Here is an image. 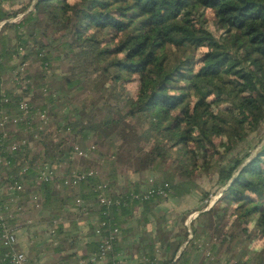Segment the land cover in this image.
<instances>
[{
	"label": "trees",
	"instance_id": "1",
	"mask_svg": "<svg viewBox=\"0 0 264 264\" xmlns=\"http://www.w3.org/2000/svg\"><path fill=\"white\" fill-rule=\"evenodd\" d=\"M15 15L0 0V112L19 116V100L25 98L31 131L25 133L27 143L15 150L8 144L20 137L23 120L16 122V133L13 129L5 135L0 131V153L9 160L1 166L4 175L0 181H24L22 193L30 187L29 192L37 194L36 222L48 234L51 249L71 258L69 264H78L79 257L92 262L90 257L97 255L101 243L92 222L91 241L85 243L81 255L76 254L80 233L76 228L66 229V224L87 219L100 182L106 183L108 195H121L139 186L121 187L116 182L128 179L129 172L141 171L147 174L144 187L166 181L167 195L180 196L190 191L194 176L214 173L221 194L199 212L197 217L204 216V221L198 222L221 229L218 244L247 242L253 255L234 264H264V142L254 151L247 147L248 135L264 122V0H33L23 19L9 21ZM31 20L44 22L60 35H51L48 42L39 39L36 28L32 37L24 35L23 25ZM5 28H12L13 35L4 34ZM32 57L45 76L54 61L63 60L67 67L63 77L69 88L91 82L100 90L101 116H83L77 107L75 118L67 114L61 123H55L86 155L76 154L73 144L55 143L48 136L55 114L54 92L48 80L41 81L45 82L42 88L34 82L28 67ZM4 71L10 73L12 89L2 88ZM129 82L135 83V91L126 88ZM38 87L41 97L35 104ZM37 109L48 115L42 128L38 127ZM115 134L119 140L114 145L108 138ZM105 138L109 154L96 147ZM38 143L43 144L41 155L34 154ZM239 143L244 145L238 147ZM31 153L34 156L29 157ZM73 154L84 161L101 160V169L71 163ZM166 157H171L169 167L179 166V173L187 178L184 182H174L173 174L165 173ZM117 163L131 169L121 175ZM44 164L52 176L35 184L37 167ZM103 165L108 166L107 173H103ZM59 166H63L60 174L56 172ZM89 169L93 172L76 183L65 182L74 171ZM156 171L159 176H154ZM210 193L201 191L203 207ZM152 199L135 203L146 207ZM128 207L111 208L117 224V215ZM193 210L197 208L176 214L178 224H184ZM95 211L96 216L104 217L101 209ZM63 212L74 217L62 219ZM191 230L193 235L187 241L191 248L186 249V243L176 258L178 264L187 263L191 252L194 256L198 251L194 241L199 234L194 233L195 228ZM166 236L161 233L160 239L149 241L144 260L136 264H154L149 260L157 250L167 255V261L172 260L181 241L172 243V237ZM117 245L116 240L103 264H121L116 262Z\"/></svg>",
	"mask_w": 264,
	"mask_h": 264
},
{
	"label": "rangeland",
	"instance_id": "2",
	"mask_svg": "<svg viewBox=\"0 0 264 264\" xmlns=\"http://www.w3.org/2000/svg\"><path fill=\"white\" fill-rule=\"evenodd\" d=\"M4 1V6L17 13V15H15L14 17H11L9 19V21L14 22V21H20L22 17H24V15L26 14V12L32 7V3L33 0L30 2V0H3ZM23 19V18H22ZM36 28L38 31V34L40 35L39 39L42 40L43 42H48L51 39V35H60V32H56L53 28L50 27H45L44 22L40 23V22H32L29 21L27 23H25L23 25V31H24V35H28L31 36L33 35V29ZM13 29L12 28H5L4 29V34L6 35H13L12 34ZM49 35V36H48ZM32 37V36H31ZM40 64L38 63L37 60L33 59V57L29 60V72L31 74V77L34 79V82H39L41 83V81H45L48 80V85L52 88V91L54 92V101H53V105H54V110H55V114L53 120L50 121V128L48 129L49 132V137L53 140V142L57 143L58 141L63 140L64 144H73L76 140L71 136L68 135L65 131H63L62 129L58 128L56 126L55 123H57L58 121L61 123V120L64 119L63 117L66 116L67 114L69 115V118H75L73 116V113L75 112V109L78 107V111L79 113L81 112L83 116L86 117H92L93 115H95L96 117L101 116L102 114L99 113L100 111V107H103L102 101L99 99L98 101V96H99V91L100 90H95L96 86H92V83H83V84H76L72 87H68L66 82H65V78L63 77V73L65 70H67L66 64L64 63V61H54L52 66L50 67V72L49 74H43L41 67L39 66ZM54 71V72H53ZM51 73H53L52 75H50ZM10 73L8 71H4L3 75V82H2V88L4 89H12L14 87V83L12 82V80L9 77ZM42 85V86H41ZM45 86V82L41 83L39 87H44ZM37 88L36 89V93L35 96L33 98V101L35 102V104H39V100L41 97V88ZM95 88V89H94ZM120 89H122V87H119ZM126 88L129 90H133L135 91L136 89V85L133 82H129L126 85ZM57 90V91H56ZM122 102L120 103V105H125L126 101H125V95H122ZM93 106H96L95 108H93ZM93 108V109H91ZM103 113V112H102ZM113 115H117L116 113H114ZM12 129V125H8L7 129ZM10 129V130H11ZM14 133H16L15 131H13ZM21 135H23V133L21 131H18ZM80 140V139H79ZM108 140L110 142H112L114 145L117 144L116 142H118L119 138L118 136L115 134L113 137H109ZM108 140L105 139H101L100 143H96L97 144V149L99 148L101 150V153L103 154H109V148H108ZM81 141V140H80ZM248 143L250 145H248L247 147L251 146L252 147V151H254L256 149V147L258 145H260L262 142H264V122L261 124V126L257 129L252 131L249 135H248V139H247ZM73 142V143H72ZM90 142V141H87ZM86 143V142H85ZM40 145H43L42 143H38L36 145V147L34 148V154H39L41 155V150L40 149ZM75 145V144H73ZM77 145V144H76ZM244 144L239 143L238 147L243 146ZM30 156H34L33 153L29 154ZM41 156H40V160H41ZM171 157H166L164 159V168L168 169L167 171H165V173H172L173 177H174V182H184L187 178L184 177L182 174L179 173V166L176 165L174 167H169L168 163L170 162ZM86 161V162H85ZM79 158L78 156H76L75 154H73V159L72 162L75 165H80V167H85V166H90V165H94L96 166L97 169H101L102 163L101 160H99L97 163V158H95V161H93L92 159L89 160H85ZM101 163V164H100ZM118 172L119 174L122 175V173L124 174V172L127 169H131L128 168L127 165L124 164H118ZM103 165L102 168L103 169V173H107V167ZM150 174V173H149ZM160 172L156 171L154 173V176H159ZM4 174L1 175V178ZM130 175V172L128 174V176ZM138 175V183L139 185H142L144 187V185L146 184V180H147V174L145 175V173H142L141 171L137 172ZM153 175V174H152ZM121 177V176H120ZM120 181H124L125 183L127 182V179H120ZM3 184V183H2ZM189 186L191 187L190 191H188L187 193H190L189 196L191 197V193L193 195L199 194L201 195V191L203 190H210L211 193L208 197V203L206 205V208H208L209 206H211L214 201L216 200V198L221 194V187L218 188V185L216 183V175L214 173L212 174H203V175H197L193 177V180L189 183ZM117 188H121L118 187ZM29 191H30V187H28ZM25 192L24 196L22 198V201L20 202V204H22L23 206V213L26 216H34V214H36L37 211V207H34L31 203V200L29 199V193L30 192ZM185 193V194H187ZM8 193L6 192V195ZM25 195H28L26 198ZM9 198V197H8ZM4 197H3V201H4ZM13 201V200H12ZM6 202V201H5ZM39 212V210H38ZM68 213V212H67ZM66 212H63L61 214L62 219H66V217L68 219H70L69 217L73 218L74 214H67ZM178 213H175V215ZM199 213L196 212L195 210H193V212L191 211L190 215H188V218L192 219L188 221V226L186 225V227L184 226V224H181L176 227L178 229H175L174 227H172L171 229H167V230H157V235H155V239H160V235L162 233V235L164 234L169 235L172 237L171 242H177L178 240L181 241V244H185L187 243V247L188 249L191 248V242H187L188 240V234L190 233L191 235H193L191 228H195L194 233H196V235L199 234V236L204 235V241L205 244H203V247H210L211 250V257L207 258L205 256V254L202 251H197L194 254V259L195 262H199L201 260H203L206 264H214L217 261H224L226 260L228 263L230 264H234V262L237 259H246L248 257H251L253 255V251L251 250V248L247 245V242L245 240L239 239L236 241H233V243H225L223 245L218 244V235H220V231L221 229L216 226H206L205 224H201L198 221L203 220L204 221V216H198ZM170 219V218H169ZM172 220V219H170ZM192 221V222H191ZM214 221L216 222L215 224H217V220L214 219ZM30 227L27 225V229L28 231H30ZM72 229H75L74 226H71ZM186 228H188L189 230L186 231ZM16 232V230H15ZM39 232V231H37ZM16 236L17 239L18 237V232H16ZM175 236H179L177 238H175ZM167 237V236H166ZM174 237V238H173ZM40 239L41 237L38 235H34L32 236V240L34 245L40 246ZM46 243H49V238L46 239ZM191 243V244H190ZM217 243L216 247L212 246ZM194 246L192 245V249ZM25 248V247H24ZM26 249V248H25ZM132 250H135V248H131Z\"/></svg>",
	"mask_w": 264,
	"mask_h": 264
},
{
	"label": "crops",
	"instance_id": "3",
	"mask_svg": "<svg viewBox=\"0 0 264 264\" xmlns=\"http://www.w3.org/2000/svg\"><path fill=\"white\" fill-rule=\"evenodd\" d=\"M4 2V1H3ZM63 166H59L57 173H62ZM144 173V172H142ZM3 173L0 172V178ZM137 172H131L128 176L127 182L117 181L116 185H134L136 184L139 187L137 179ZM146 175V174H145ZM8 183H3L0 181V205L7 203L9 205V209L12 210L13 216L11 219V223L15 227L16 232H18V239L16 246L19 250L23 251L26 255L25 264H69L71 258L63 257L61 255V251H54L49 246V243H46V239L48 238V234L43 232V227L41 223L36 222L38 216V210L34 216H26L24 215L23 206L20 204L24 193L21 192V198L15 202L12 201L11 195H6ZM182 194L180 196L176 195H167L166 197L161 198H153L152 201H149L147 206H143L142 203H134L128 207L125 211L117 215L119 219L120 226V236L117 239V247L119 248V258L116 260L117 263L124 264H136L144 260V253L147 252V244L149 241H156L155 235H157V230H167L178 226V220L175 218V213L183 212L187 209L197 208L196 212H201L206 207H203L202 200L200 199V195H193L191 193ZM28 195H25L26 198ZM3 197L5 198L3 201ZM9 197V198H8ZM6 201V202H5ZM88 211L85 213L87 214ZM193 212V211H192ZM88 217L85 220H81V218L77 219L73 225L66 224V229H72L71 226H74L77 229V232L80 233L79 239L76 242V250L77 255H81L86 250L87 242L91 241L89 238L91 230V224L93 218L96 217L97 214L93 205H89ZM191 213V212H190ZM190 213L188 215H190ZM187 217L184 220V224L188 226V221L190 218ZM172 220H170V219ZM192 220V219H190ZM27 225L31 226L30 231L27 229ZM35 230L34 233L32 230ZM189 229L186 228V231ZM39 231V232H37ZM178 231V229H177ZM38 235L41 237L40 246H35L32 240V236ZM88 235V236H87ZM161 236V235H160ZM17 238V236H16ZM185 244H181L177 249L172 260L167 261V255L163 252L156 251L155 256L151 258L149 261L154 264H178L176 258L179 253L183 249ZM26 249H25V248ZM135 248L132 250L131 248ZM187 247V246H186ZM187 249V248H186ZM190 251V250H188ZM200 251V250H199ZM178 253V255H177ZM117 256V255H116ZM113 255V259H114ZM167 259V260H166ZM74 261V260H73ZM72 261V262H73ZM78 264H103L107 262V259H99L94 260L92 262L87 261L86 258L79 257L77 260ZM184 264H206L203 260L198 263L195 262L194 256L189 257L187 263Z\"/></svg>",
	"mask_w": 264,
	"mask_h": 264
},
{
	"label": "built area",
	"instance_id": "4",
	"mask_svg": "<svg viewBox=\"0 0 264 264\" xmlns=\"http://www.w3.org/2000/svg\"><path fill=\"white\" fill-rule=\"evenodd\" d=\"M1 21L0 23H2ZM22 51V49H20ZM13 57H17L15 54ZM24 62L20 66V70L24 69ZM27 79L23 80V85L26 86ZM45 94V89H44ZM19 109L21 111L19 116H12L9 113L2 110L0 112V131L5 135L7 132V126L12 125L13 131H17L15 126L16 122L19 120H23V135H21L18 139H13L9 142L8 148L10 150H15L19 146L27 143L26 132L31 131L30 121L28 118L30 113L29 103L25 98L19 100ZM38 114L37 119H39V128H42L45 125L47 120V113L45 110L37 109L35 111ZM33 116V115H32ZM34 136L37 135L36 131H33ZM74 151L78 155H86L87 151L80 148L78 145H73ZM91 148H94V145H90ZM9 160L5 157L4 154L0 153V172L1 166L6 165ZM93 172L92 169L87 171H74L68 178L65 179L66 183H76L80 179L84 178L85 175L91 174ZM52 176V171L49 169L48 165H39L37 167V174L33 178L35 184H39L42 180H48ZM169 184L168 182L153 184L147 187H138V189L129 190L126 193L121 195H108L105 192L106 183L100 182L96 185L95 190L97 191L96 199L90 203L93 205L94 209H101V213L104 217L96 216L92 220V224L94 226L93 230L95 232L96 238L100 240V251L97 255H92L90 257V261L96 260V258L104 259L107 252L111 251L113 248V243L120 236V226L115 222L114 215H111V208H120L125 206H130L135 202H143L145 200H149L151 198L157 197H166L167 196V188ZM25 189V182H20L18 179H14L12 182H8L7 190L8 195L11 199L17 202L21 198V192ZM29 199L34 207L39 205L38 196L35 192L29 193ZM77 202L81 203L80 198H77ZM13 216L12 210L9 209V205L4 203L0 205V264H25L26 255L23 251L19 250L16 246L17 238L15 227L11 223V219ZM192 237L189 233L188 238ZM195 244L198 250L202 251L207 258L211 257L210 247H203L205 244L203 235L197 237L195 239ZM178 255V253H177ZM124 264V263H121ZM214 264H230L226 260L217 261Z\"/></svg>",
	"mask_w": 264,
	"mask_h": 264
}]
</instances>
